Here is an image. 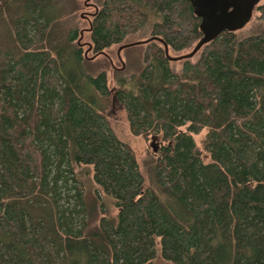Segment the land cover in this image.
<instances>
[{
  "label": "trees",
  "instance_id": "16d2710c",
  "mask_svg": "<svg viewBox=\"0 0 264 264\" xmlns=\"http://www.w3.org/2000/svg\"><path fill=\"white\" fill-rule=\"evenodd\" d=\"M57 1L0 0V264H152L157 239L174 264H264V4L251 32H222L177 70L165 44L203 36L190 0H90L96 54L150 30L116 92L132 133L161 140L141 167ZM80 165L117 208L102 201L95 226Z\"/></svg>",
  "mask_w": 264,
  "mask_h": 264
},
{
  "label": "rangeland",
  "instance_id": "374dc122",
  "mask_svg": "<svg viewBox=\"0 0 264 264\" xmlns=\"http://www.w3.org/2000/svg\"><path fill=\"white\" fill-rule=\"evenodd\" d=\"M264 4V0H260L259 5ZM56 13L61 14L62 18L68 24L78 26L80 30V38L76 43H79L85 52V59L82 63V70L91 74H97L100 71H105L108 77L109 92L107 94L94 93L99 111L104 114L109 121L110 126L116 133L119 139L131 146L135 152V156L140 164L144 166L149 154L159 149L161 140L159 138L153 140V136L135 135L132 133L127 112L123 104L117 99L116 92L121 88L120 80L128 78L132 73L137 72L143 66V52L146 44L138 43L135 45L123 47L122 45L146 40L150 38V30L146 27L136 37L129 38L121 44H116L106 49L103 53L96 54L89 48L90 41V20L95 11L90 0H58L55 7ZM258 10L253 13L251 21L240 30V33L245 34L251 32L252 28L258 24ZM190 52L185 50L181 53L170 51L171 55H181ZM197 59V56L193 58ZM172 65L177 70L182 67V60L173 61ZM48 82L57 88L61 86V80L58 76H50ZM186 128V127H183ZM206 129L198 134H194V139L198 147L202 148V141L206 134ZM249 145V143H246ZM206 154V153H205ZM76 177L81 186H83L84 195L87 203V208L90 211L91 226H95L104 215L101 207V202L104 201L108 207L110 214L115 215L117 208L113 205V201L105 198L101 191V198L98 197L99 186L94 181L93 167L90 165H80L75 167ZM152 264H174L173 262L163 258L161 253L160 240L156 242L155 257Z\"/></svg>",
  "mask_w": 264,
  "mask_h": 264
},
{
  "label": "water",
  "instance_id": "95a60500",
  "mask_svg": "<svg viewBox=\"0 0 264 264\" xmlns=\"http://www.w3.org/2000/svg\"><path fill=\"white\" fill-rule=\"evenodd\" d=\"M190 2L196 15L201 19L200 29L203 36L190 52L181 55H171L169 47L165 44L166 55L173 61L193 57L205 44L216 39L224 31L244 28L253 17L260 0H190ZM144 42L142 40L125 44L120 49Z\"/></svg>",
  "mask_w": 264,
  "mask_h": 264
},
{
  "label": "flooded vegetation",
  "instance_id": "af4514ba",
  "mask_svg": "<svg viewBox=\"0 0 264 264\" xmlns=\"http://www.w3.org/2000/svg\"><path fill=\"white\" fill-rule=\"evenodd\" d=\"M257 7H258V5H257ZM257 7H256V9H255V10H257Z\"/></svg>",
  "mask_w": 264,
  "mask_h": 264
}]
</instances>
